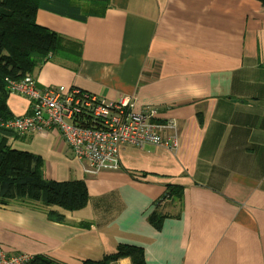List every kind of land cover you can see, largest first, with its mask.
I'll return each mask as SVG.
<instances>
[{"label": "crops", "instance_id": "1", "mask_svg": "<svg viewBox=\"0 0 264 264\" xmlns=\"http://www.w3.org/2000/svg\"><path fill=\"white\" fill-rule=\"evenodd\" d=\"M36 22L80 49L77 63L45 61L38 85L134 95L136 110L173 121L176 145H123L117 170L91 173L55 126L12 139L41 157L43 178L83 180L88 201L58 209L62 222L0 204L3 250L83 264L130 244L146 264H264V0H109L83 21L38 10ZM6 104L13 116L30 112L24 94L10 91ZM153 211L165 215L159 229Z\"/></svg>", "mask_w": 264, "mask_h": 264}, {"label": "trees", "instance_id": "2", "mask_svg": "<svg viewBox=\"0 0 264 264\" xmlns=\"http://www.w3.org/2000/svg\"><path fill=\"white\" fill-rule=\"evenodd\" d=\"M87 6V7H86ZM109 0H0V204L19 203L47 209L50 219L64 220V211L83 208L88 201L83 180H47L42 175L39 155L13 148L10 141L23 136L6 123L14 116L6 99L9 81H19L26 75L34 77L40 66L49 59L77 63L80 59L78 42L62 36L36 22L38 10L83 21L91 15H102ZM38 85V84H37ZM77 124H86L77 120ZM178 188H171L174 196ZM165 217L159 211L149 216L157 229ZM83 227L90 226L87 221ZM128 257L131 264H146L143 249L130 244H118L114 253L102 260L83 264H115ZM29 264H55L45 256H34Z\"/></svg>", "mask_w": 264, "mask_h": 264}, {"label": "built area", "instance_id": "3", "mask_svg": "<svg viewBox=\"0 0 264 264\" xmlns=\"http://www.w3.org/2000/svg\"><path fill=\"white\" fill-rule=\"evenodd\" d=\"M9 89L30 99V112L14 116L6 125L20 133L55 126L74 156L84 162L86 172L117 170L118 151L123 145H176L173 121L161 122L154 106L136 110L134 95H119L106 101L75 86L66 89L62 85H37L29 75L9 81ZM77 120L86 124H77ZM164 129H170V137L161 135ZM33 257L29 253L7 254L0 245V264H29Z\"/></svg>", "mask_w": 264, "mask_h": 264}, {"label": "water", "instance_id": "4", "mask_svg": "<svg viewBox=\"0 0 264 264\" xmlns=\"http://www.w3.org/2000/svg\"><path fill=\"white\" fill-rule=\"evenodd\" d=\"M43 117H44V118H46V117H47V115L44 113V114H43Z\"/></svg>", "mask_w": 264, "mask_h": 264}, {"label": "clouds", "instance_id": "5", "mask_svg": "<svg viewBox=\"0 0 264 264\" xmlns=\"http://www.w3.org/2000/svg\"><path fill=\"white\" fill-rule=\"evenodd\" d=\"M11 91V90H10Z\"/></svg>", "mask_w": 264, "mask_h": 264}, {"label": "rangeland", "instance_id": "6", "mask_svg": "<svg viewBox=\"0 0 264 264\" xmlns=\"http://www.w3.org/2000/svg\"><path fill=\"white\" fill-rule=\"evenodd\" d=\"M87 7V6H86Z\"/></svg>", "mask_w": 264, "mask_h": 264}]
</instances>
